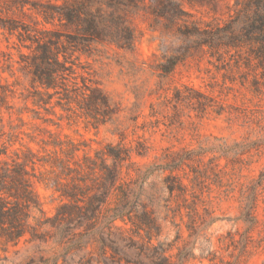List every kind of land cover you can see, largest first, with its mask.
<instances>
[{
  "label": "rangeland",
  "instance_id": "rangeland-1",
  "mask_svg": "<svg viewBox=\"0 0 264 264\" xmlns=\"http://www.w3.org/2000/svg\"><path fill=\"white\" fill-rule=\"evenodd\" d=\"M174 1L201 26L229 19L235 3ZM48 3L55 0H0V149L50 165L57 151L74 167L106 144L128 148L122 178L129 199L138 209L144 204L153 222L116 220L127 230L108 234L97 223L63 241L21 240L0 247V264H264V68L255 59L220 63L192 43L191 55L162 72L163 39L174 51L186 42L164 36V18L143 0L132 17L139 35L132 49L67 45L75 73L47 92L34 75L37 40L52 37L42 32L50 30L65 44L73 33L57 18L43 20L38 10ZM93 88L106 101L93 99ZM49 164L26 168L51 215L63 202L55 182L68 177L55 176Z\"/></svg>",
  "mask_w": 264,
  "mask_h": 264
},
{
  "label": "trees",
  "instance_id": "trees-1",
  "mask_svg": "<svg viewBox=\"0 0 264 264\" xmlns=\"http://www.w3.org/2000/svg\"><path fill=\"white\" fill-rule=\"evenodd\" d=\"M155 15L164 18L166 37L182 38L186 42L181 51H174L166 38L162 41L159 69L169 73L192 51V43L206 46L212 57L220 63L230 65L244 62L264 68V0H235L233 14L222 22H206L199 25L189 21L187 13L174 0H150ZM143 8V0H55L39 9L45 22L57 18L60 24L72 28L73 33L43 30L50 34L48 39L37 40L36 53L32 56L34 75L45 90L56 92L63 81L75 73L73 62L65 57L67 45L85 51L92 43H107L121 49H132L139 38L132 23V17ZM63 60L59 59V56ZM257 85V80H255ZM67 89V88H66ZM89 89L83 80L82 93ZM93 99L106 101L98 88L90 89ZM67 92V90H66ZM52 94V93H51ZM77 148H72L74 152ZM59 150L62 151L61 146ZM52 160L43 157L14 158L0 149V247L16 245L23 241H46L55 237L63 241L78 234V228H91L103 224L111 234L112 228L120 232L127 230L115 225L116 220L130 222L136 227L153 222L152 212L144 204L138 209L129 199V182L122 178V164L129 158V149L119 145L106 144L95 150L94 156H83L75 166L64 164L57 151ZM3 154V155H2ZM109 160L110 163H106ZM39 162L49 164L55 176L68 177L66 182H55L62 203L51 215L46 214L32 190L30 176L35 174L26 166ZM53 167H58L54 171ZM83 174H90L92 183L87 184ZM41 179V178H38ZM43 179V178H42ZM168 185L170 192L175 186Z\"/></svg>",
  "mask_w": 264,
  "mask_h": 264
}]
</instances>
